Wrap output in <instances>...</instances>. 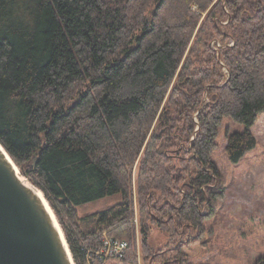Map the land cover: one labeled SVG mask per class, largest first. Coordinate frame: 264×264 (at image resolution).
Here are the masks:
<instances>
[{"label":"trees","instance_id":"1","mask_svg":"<svg viewBox=\"0 0 264 264\" xmlns=\"http://www.w3.org/2000/svg\"><path fill=\"white\" fill-rule=\"evenodd\" d=\"M262 113L264 0H0V145L74 264L103 233L128 243L113 264H194L185 248L222 196L221 122L245 126L226 146L236 163ZM152 226L168 238L156 250Z\"/></svg>","mask_w":264,"mask_h":264},{"label":"rangeland","instance_id":"2","mask_svg":"<svg viewBox=\"0 0 264 264\" xmlns=\"http://www.w3.org/2000/svg\"><path fill=\"white\" fill-rule=\"evenodd\" d=\"M216 44L220 46L218 42ZM206 101L205 96L203 104ZM244 131L243 124L229 117L223 118L218 129L211 160L220 176L222 196L216 202L214 215L202 221L197 241L185 248L189 260L194 264H254L264 256V113L258 115L250 129L256 146L234 163L226 152L228 138ZM136 171L137 165L134 177ZM19 176L38 190L20 172ZM116 201L115 197H107L83 205L77 208L78 216L83 217ZM204 213L205 208L201 211V214ZM133 222L137 225L136 215ZM137 238L140 242L138 235ZM147 239L149 248L156 250L163 247L168 238L164 232L152 226Z\"/></svg>","mask_w":264,"mask_h":264},{"label":"water","instance_id":"3","mask_svg":"<svg viewBox=\"0 0 264 264\" xmlns=\"http://www.w3.org/2000/svg\"><path fill=\"white\" fill-rule=\"evenodd\" d=\"M37 192L22 182L0 145V264H73L58 222Z\"/></svg>","mask_w":264,"mask_h":264},{"label":"built area","instance_id":"4","mask_svg":"<svg viewBox=\"0 0 264 264\" xmlns=\"http://www.w3.org/2000/svg\"><path fill=\"white\" fill-rule=\"evenodd\" d=\"M127 248L128 243L126 241L111 238L107 233H103L100 244L88 250L86 264H113L114 262L121 261L126 254ZM137 259L138 264H141L139 253L137 254Z\"/></svg>","mask_w":264,"mask_h":264},{"label":"bare ground","instance_id":"5","mask_svg":"<svg viewBox=\"0 0 264 264\" xmlns=\"http://www.w3.org/2000/svg\"><path fill=\"white\" fill-rule=\"evenodd\" d=\"M21 178V177H20ZM21 180H22V182L25 184H27L28 185V183L23 179V178H21ZM30 186V185H29ZM38 193V195H40V197L42 196V194H41V192L40 191H38L37 192ZM44 203H45V201H44ZM48 210H49V208H48Z\"/></svg>","mask_w":264,"mask_h":264}]
</instances>
